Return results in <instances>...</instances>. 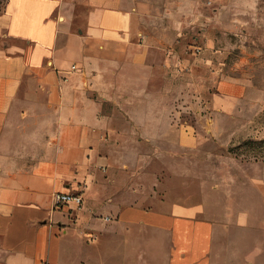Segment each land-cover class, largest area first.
<instances>
[{
  "label": "crops",
  "instance_id": "crops-1",
  "mask_svg": "<svg viewBox=\"0 0 264 264\" xmlns=\"http://www.w3.org/2000/svg\"><path fill=\"white\" fill-rule=\"evenodd\" d=\"M177 14L152 0L7 1L0 264H218L210 182L179 155L201 147L188 120L222 119L245 87L217 79L213 40L190 54L206 33L185 31L198 12ZM210 87L213 111L191 113ZM57 192L82 206H56Z\"/></svg>",
  "mask_w": 264,
  "mask_h": 264
},
{
  "label": "rangeland",
  "instance_id": "rangeland-1",
  "mask_svg": "<svg viewBox=\"0 0 264 264\" xmlns=\"http://www.w3.org/2000/svg\"><path fill=\"white\" fill-rule=\"evenodd\" d=\"M7 1L0 0V13ZM152 1L173 11L175 18L179 11L188 13L186 20L198 12L196 28L185 31L190 35L204 31L206 38L197 42L190 36L186 42L190 54H201L213 40L212 48L220 53L215 59L217 79H237L245 87L238 100L223 104L227 109L222 119L193 115L188 120L196 132L203 131L201 147L179 159H188L210 182L207 192L214 198L220 222L215 234L218 264H264V0ZM209 73L207 69L205 75ZM208 89L199 88L200 100L191 104V113L213 111L205 102ZM211 121L218 130L214 136L204 132ZM157 262L162 264V257Z\"/></svg>",
  "mask_w": 264,
  "mask_h": 264
},
{
  "label": "built area",
  "instance_id": "built-area-1",
  "mask_svg": "<svg viewBox=\"0 0 264 264\" xmlns=\"http://www.w3.org/2000/svg\"><path fill=\"white\" fill-rule=\"evenodd\" d=\"M54 203L56 206L74 203L80 208L83 204V196L81 193L57 192L54 195Z\"/></svg>",
  "mask_w": 264,
  "mask_h": 264
}]
</instances>
